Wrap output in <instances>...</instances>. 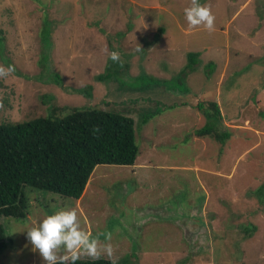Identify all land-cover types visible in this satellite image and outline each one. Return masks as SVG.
<instances>
[{
    "label": "rangeland",
    "instance_id": "rangeland-1",
    "mask_svg": "<svg viewBox=\"0 0 264 264\" xmlns=\"http://www.w3.org/2000/svg\"><path fill=\"white\" fill-rule=\"evenodd\" d=\"M190 2L0 0V65L15 69L0 124L103 109L134 119L140 151L98 166L79 200L27 187L26 217L1 218L0 264H43L27 229L64 208L111 233L117 264H264V0H199L212 32L189 28ZM202 102L219 105L226 139L197 136Z\"/></svg>",
    "mask_w": 264,
    "mask_h": 264
},
{
    "label": "trees",
    "instance_id": "trees-1",
    "mask_svg": "<svg viewBox=\"0 0 264 264\" xmlns=\"http://www.w3.org/2000/svg\"><path fill=\"white\" fill-rule=\"evenodd\" d=\"M189 60L190 67H196L198 54H189ZM197 109L209 122L197 136L226 139L227 132L220 131L226 126L219 105L202 102ZM139 154L135 121L121 113L54 106L44 117L1 123L0 256L8 248L1 218L26 217L27 187L79 200L98 166H133ZM76 264L113 261L101 258L78 260Z\"/></svg>",
    "mask_w": 264,
    "mask_h": 264
},
{
    "label": "clouds",
    "instance_id": "clouds-1",
    "mask_svg": "<svg viewBox=\"0 0 264 264\" xmlns=\"http://www.w3.org/2000/svg\"><path fill=\"white\" fill-rule=\"evenodd\" d=\"M183 11L189 28L203 26L208 32L214 31L216 18L210 6L202 5L199 0H191L190 5ZM136 51H142L140 45ZM110 59L115 63L121 62L117 51L111 52ZM14 71L12 65H0V78H6ZM103 235L104 241L98 236H93L81 226L75 208H64L44 216L40 221H33L27 229L26 238L33 251L39 253L43 264H76V261L84 257L98 260L106 255L108 259L113 260L111 233Z\"/></svg>",
    "mask_w": 264,
    "mask_h": 264
}]
</instances>
